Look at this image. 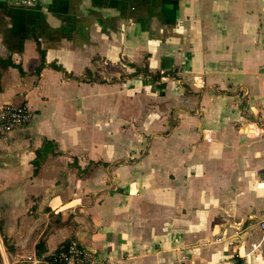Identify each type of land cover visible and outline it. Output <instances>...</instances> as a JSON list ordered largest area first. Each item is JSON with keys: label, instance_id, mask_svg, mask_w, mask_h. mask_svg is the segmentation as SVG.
I'll list each match as a JSON object with an SVG mask.
<instances>
[{"label": "crops", "instance_id": "1", "mask_svg": "<svg viewBox=\"0 0 264 264\" xmlns=\"http://www.w3.org/2000/svg\"><path fill=\"white\" fill-rule=\"evenodd\" d=\"M30 1L0 0V106L32 114L0 135V264H264V0Z\"/></svg>", "mask_w": 264, "mask_h": 264}, {"label": "built area", "instance_id": "2", "mask_svg": "<svg viewBox=\"0 0 264 264\" xmlns=\"http://www.w3.org/2000/svg\"><path fill=\"white\" fill-rule=\"evenodd\" d=\"M30 4V0H4ZM32 114L26 105L0 106V133L4 136L12 130L23 126L31 120ZM264 230V220L261 221ZM44 264H97L94 251L82 246L77 241H70L65 247L53 251L43 259Z\"/></svg>", "mask_w": 264, "mask_h": 264}, {"label": "rangeland", "instance_id": "3", "mask_svg": "<svg viewBox=\"0 0 264 264\" xmlns=\"http://www.w3.org/2000/svg\"><path fill=\"white\" fill-rule=\"evenodd\" d=\"M144 83H145V85H151L150 84V82L148 81V80H144L143 81ZM151 88H152V91L153 92H155L156 93V95H163L164 93H163V88L161 87V85H159V86H155V88H154V86H152L151 85ZM125 128H128V127H130V126H128V125H125L124 126ZM0 135L1 136H4L3 134H1L0 133ZM235 190V192L237 193V195H238V197L239 196H242V195H244V189H240V188H237V189H234ZM219 210L222 212V213H224V214H226V216H228L227 215V213H228V211H229V205H228V203H225V204H220V207H219ZM232 210V209H231ZM230 210V211H231ZM232 212V211H231ZM232 213H234V212H232ZM236 214V218H238L236 221H235V223H233V221H224V220H222L221 221V223H223L224 225H225V228L227 229L228 227H229V224H233V226H234V228H235V232H236V236H237V239H238V241H241V235H243V230H244V223L246 222V220L244 219V218H241V216H240V212H236L235 213ZM231 217H234L233 215L231 216ZM253 224H255V225H258V226H260V224H261V219L260 218H253ZM233 226H231V227H233ZM225 228H224V231H223V234H227V232L225 231ZM66 244V243H65ZM68 244V243H67ZM63 247H65V245L63 244V245H61L58 249H56V250H59V249H62ZM94 254H95V252H94ZM26 259H31V260H33L34 259V256H32V257H30V256H27L26 257Z\"/></svg>", "mask_w": 264, "mask_h": 264}, {"label": "trees", "instance_id": "4", "mask_svg": "<svg viewBox=\"0 0 264 264\" xmlns=\"http://www.w3.org/2000/svg\"><path fill=\"white\" fill-rule=\"evenodd\" d=\"M158 77H159V75H158ZM154 78H157V76H155V75H154ZM64 245H67V243H66V244H64ZM38 247H39V245H38Z\"/></svg>", "mask_w": 264, "mask_h": 264}]
</instances>
